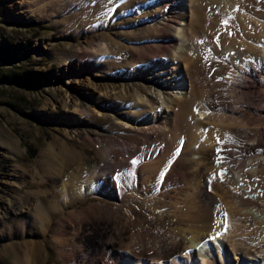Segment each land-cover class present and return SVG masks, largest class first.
Returning a JSON list of instances; mask_svg holds the SVG:
<instances>
[{"label":"bare ground","instance_id":"obj_1","mask_svg":"<svg viewBox=\"0 0 264 264\" xmlns=\"http://www.w3.org/2000/svg\"><path fill=\"white\" fill-rule=\"evenodd\" d=\"M113 1H35L39 6L43 4L44 8L52 7V14H60V21L57 20L55 23L61 22L73 26L76 22L83 20L84 16L86 22L89 20L91 25L96 23L100 25L92 29L93 33L90 38L83 36L73 40L71 47L80 52V65L71 68V70L66 69L61 75L66 79L70 77V79L81 80V84L92 95L98 92L103 94L104 98L99 101L92 99L93 103L91 104L89 99L87 100L83 96L73 97L71 94L66 97L67 99L65 98L62 105L67 108H77L95 119H99L96 111L101 113V119L105 124L103 127H107V129L69 120V117L65 118L64 128L61 129L62 138H54L42 152L43 163L40 167L41 170L39 169L42 173V182L35 184L36 189L19 194L10 202L12 209L10 212L14 214L13 217L16 220L13 221V227L17 229L12 231V237L19 239V246L14 243L10 244V248L15 253L13 264H45L46 260L42 255L44 243L50 245L57 257L66 258L68 261L75 259L73 256L77 254V246L73 245L71 241L76 238L71 235L67 237L68 234H71L68 230L74 228L80 219L89 218L90 213L94 210L92 207L82 211L76 208V204L88 195H103L104 192L110 194L114 187L122 186V181L117 180L113 175L110 179V174L126 169L130 170V175L132 173L141 175H139L141 179L138 188H135L139 192H144L143 189L148 188L155 177L158 178L157 183L160 185L165 174H168V187L169 184L178 185V183L186 182L189 179L194 181L195 176L200 175L203 167L208 170L213 168L192 160L197 168L189 169L187 164L191 163V160L188 163L185 161L186 154L191 152L200 155L205 160L210 157L214 160L217 159L221 166L217 170L215 168V172L217 171L219 174L225 170V178L231 180L236 189L241 190L233 177V172L239 171L237 173H241V176L246 180V187L249 190L253 188L256 194H264V49L261 50V47L253 45V42L259 45L264 44V0H139L144 11L135 9L134 3H137L138 0H120L121 4L119 1L118 3ZM186 3H189L192 16L181 29V44L177 45L176 39L166 32V28L168 21H172L178 26H181V21H186L187 15L180 12V8ZM216 4L224 6L228 11L236 14L233 21L234 24L239 23L238 32H240L241 42L231 41L226 37V29L224 30L222 24L223 21L229 20L226 12H219L220 18L212 16L210 20L208 19L209 8ZM115 6L116 9H114ZM234 6H238L237 10ZM40 8L41 11L44 9ZM240 8L245 12H251L250 17L246 20L244 17L241 19L243 13H239ZM216 9L217 7L214 8L215 12ZM127 12L132 14L125 17ZM146 14L151 18L149 29L147 21L144 22L140 19L145 18ZM156 14L157 17L154 18ZM119 19H122L123 24L129 28L124 35L133 40V42L130 40V43L137 44L128 55L131 59H126L127 57L123 56L125 64L119 59V62H105L104 65H98L99 67L96 68L82 63V60L85 59L82 57H85V54H91L92 50L89 51V47L95 45L93 42L95 39L107 44L108 47L105 51H108V48L113 51L116 44L113 43L112 37L118 32L112 33L111 29ZM229 21L231 22V20ZM82 24L84 23L79 25L82 26ZM74 27L76 28V25ZM145 28L147 29L145 30ZM153 31L159 35L156 39L152 38L155 41L144 42L146 44L141 45L144 43H139L140 38H151V36L147 37V34L151 35ZM204 31L209 38H212V33H216L211 41L213 47L210 52L206 50L207 46L201 42L203 37L200 33ZM208 31H210L209 34ZM220 37L225 44H231L228 49L233 48L237 54H245L251 64L242 61L238 62L237 66L233 65L232 71H235L236 76H240V79L232 80L231 78L232 81L226 79L228 81L226 90L220 92L218 110L213 111L207 106H201L202 97L205 96L200 90L194 89L195 97L189 99L182 79L179 83L181 86L183 85L181 92L174 98L168 95L166 109H158L160 101L158 98L150 96V91L156 89L159 93H164L167 87L158 75L152 74V68L158 66L162 71L161 75L166 76V79L172 74L183 76L178 64L176 67L170 68V62L165 60L162 54L177 49V56H174L173 59L174 61L183 59L193 86V83L197 84L195 80H198L206 69V64L201 58H208L211 65L216 67L213 58L221 57V43L219 44L215 40H219ZM105 51L99 50L102 54ZM117 51L116 56L122 55L118 49ZM252 54L256 56L249 57ZM132 63H135L136 66H133ZM125 67L128 69L123 71ZM225 72L226 70L219 66L216 73L226 77L227 72ZM91 74L96 77L91 79ZM253 76L260 81L250 84L247 79L251 80ZM117 102L121 104L117 106ZM161 103L164 105V102ZM122 105L125 106L124 109L128 110H124ZM55 107L57 106H53L52 112ZM149 110L157 115L152 116ZM143 118L145 119L144 125L133 124ZM118 120L123 121V124H130V129L124 131L125 133L133 132L135 135L124 136V133H115L123 131V128L116 122ZM208 127L214 130H209ZM101 138H105L108 145L93 151V156L84 152L85 147H96ZM71 140L75 144L70 143ZM183 142L184 145L181 148ZM155 144L156 149L152 147ZM194 145H196L195 148ZM143 148H146V156L143 154V157H139ZM159 150L161 151L158 152ZM178 154L181 156L170 171L168 167L170 161L173 162ZM151 155L154 157H149ZM137 159H143L145 162L139 163V165ZM101 164L104 167L98 170V166H102ZM250 168L251 171H248ZM176 176L181 181H178ZM174 177L178 182L173 180ZM46 178L49 180L47 186L43 181ZM128 190L129 186L127 188L125 186L121 189L122 194H126ZM178 190L175 192L177 196L175 194L170 198L177 199L172 202L176 211L178 208H183L182 204L189 198L185 197L186 200H183L179 196ZM158 193L150 195L149 202L154 200L159 202L160 199L157 197L164 195L159 193V196H155ZM223 194V202L232 205L228 220L222 219L221 223H216L217 220H213V217H210L206 212H200L196 206L191 209L187 205L190 208L187 210L189 214L185 216L184 213H179V216H176L180 223L187 219H195V214H198L202 220L205 218L210 237L218 242L216 246L211 242L212 239L203 244V238H196L191 240V244L181 245V250L174 254L172 251H167L168 258L163 257L161 251L159 252L160 257H149L148 260H143V253L137 252V249L132 246V248L129 247L130 254L123 251L109 253L111 250H106L100 256L99 262L102 264H235L236 262L238 264H264V235H258L260 233L258 230L264 233V211L260 215L252 212L257 209L255 208L257 205L262 207L264 198L260 197V202L245 197L243 192L241 195H236L231 191L224 190ZM110 195H114V193ZM178 199L184 202L181 203ZM241 208L243 209L241 210ZM212 220L214 221L213 226L210 224ZM249 227L255 231L254 236L247 231ZM26 234L38 239L26 240L24 239ZM7 236L11 235L7 234ZM220 236H223V240ZM110 242L108 241L109 244H112ZM168 244L162 248L168 250ZM145 250L147 251V249ZM170 254L175 258L170 257Z\"/></svg>","mask_w":264,"mask_h":264},{"label":"rangeland","instance_id":"obj_2","mask_svg":"<svg viewBox=\"0 0 264 264\" xmlns=\"http://www.w3.org/2000/svg\"><path fill=\"white\" fill-rule=\"evenodd\" d=\"M35 1L37 0H0V264H13L15 253L10 248V244L14 243L19 246V239L12 237V231H16L17 229L13 227V221L16 220L13 217L14 214L10 212L12 211L10 202L19 196V194L36 189L37 187L35 184L37 182H42V173L40 171L41 164L43 163L42 152L49 146L54 138H62L61 129L64 128L63 123H65V118L67 119L69 117V120L93 124L104 130L107 129V127H103L105 124L101 119V113L96 111L99 119H95L87 116L77 108H67L62 105L65 98L71 94L73 97L83 96V98H87V100L89 99L91 104L93 103L92 99L99 101L104 98L103 94L98 92L95 95H92L91 92L81 84V80L70 79V77L66 79L61 75L66 69L69 68V70H71V68L80 65V52L71 47L73 40L83 36L90 38L93 33L92 29L97 28L100 25H98V23L91 25L89 20L86 22L84 16L82 17L83 20L85 19L84 21L81 20L76 22L73 26L61 22L55 23L57 20L60 21V14H52V7L46 6V8H44L43 4L39 6ZM118 1L119 4H121L120 0H114L113 2L118 3ZM136 2L137 3H134L135 9H140L142 11L143 6L140 4L141 1L138 0ZM40 7H43L44 9L41 11ZM215 7H217L216 12L214 11ZM237 7L234 6L235 10H237ZM210 8L208 10V13L210 14H208L209 20L212 16L219 17V12H226L228 14L231 22L229 20V22H222L224 30L226 29V37L231 41L236 40L241 42L242 40L239 38L240 32H238L240 29L239 23L237 22L238 24H234L233 21L236 14L232 11H228L224 6H219L217 4ZM114 9H116V6ZM191 11L189 3H186V5L180 8V12L187 15L186 21H181V26L174 24L172 21H168L166 32L176 39L175 41L177 42V45L181 44V29L190 21L192 16ZM239 13H243L240 18L242 19V17H244L245 20L250 17V14H252L251 12L241 10V8ZM129 14L132 13L127 12L125 17L129 16ZM152 15L154 14L152 13ZM156 17L157 14L154 18ZM140 19L144 22L147 21V28L150 27V15L146 14L145 18ZM82 22L84 24H82V26L79 25ZM75 25L76 28L74 27ZM127 27L123 24L122 19H119L118 23H114L111 29L112 33L118 32L117 35H113L112 37L113 43L116 44L113 51L109 48L108 51H105L108 47L107 44L95 39V41H93L95 45L89 47V51L92 50L91 54L86 52L88 54H85L86 56L82 57L85 58L82 60V63L96 68L98 65H104L105 62L114 63L120 59V62L125 64L126 62L123 61V58L127 57L126 59H131L128 55L132 52L131 49L137 45L130 43V40L132 39H128V37L124 35L125 32L129 30ZM147 28H145V30ZM153 32L151 35L147 34V37L151 36V38L141 37L139 43H151L153 39H156V37L159 36L156 31ZM209 33L210 31H208V34ZM215 34L216 33H212L213 36ZM200 35L203 37L201 38V42L207 46L208 49L206 50L210 52L213 47L211 44L213 36L211 35L212 38H209V36L207 37L206 31L201 32ZM221 39L222 38L220 37L219 40H215L219 44L221 43V57L217 58V56L213 59L217 68L220 66L226 70L227 76L224 77L223 75L216 73L217 68L211 65V62L207 60L208 58H201L203 59V63L206 64V69L201 73L198 80H195L197 84L193 83V86L190 77L187 74L186 65L184 64L185 62L183 59H177L175 61L173 59L174 56H177V49L162 54L165 60L170 62V68H174L176 67V64H178L183 76L172 74L166 79V76L163 77L161 75L162 71L158 66L152 68V74H155L156 76L158 75L161 81H163V84L166 85L165 87H167V90L164 93H159L156 89L150 91V96L155 99L158 98L160 101L158 109H166V102L168 101L169 96L171 95V97L174 98L181 92L183 85L181 86L179 83L182 79L184 86L186 87L185 92H187V97L189 99L195 97L194 89H197L198 91L200 90L205 96L202 97L203 102L201 100V106H207L211 110L213 109V111L218 110L221 96L220 92L226 90L228 82L226 79H229L230 81L240 79V76H236L235 71H232L234 68L233 65L237 66V63L242 61L246 64H251L245 54H237L233 48L228 49L231 44H225L223 39ZM145 44L146 43L141 45ZM253 45L261 47V50L264 49V44L259 45L253 42ZM117 49L119 50V53L122 54L120 56L117 55L118 57L115 55L118 53ZM99 50H104L105 52L102 54ZM255 56V54H252V56L249 57L254 58ZM236 59L237 61L235 62ZM132 64L133 66H136L135 63ZM123 69V71H126L128 67ZM9 71L12 74H10L8 78L1 79V77L7 76ZM23 72L28 73V81L25 79L19 80V76ZM90 77L92 79L96 76L91 74ZM252 78L254 80H250V78L247 79L250 84L260 81L254 76ZM161 102H164V105ZM117 104V106H119L121 103L117 102ZM54 105L57 107H55V110L52 112ZM109 105L112 106L110 103ZM124 108L125 106H123V109ZM149 112L152 116L157 115V113L154 114L152 110H149ZM116 122L123 128V131H116L115 133H124V136L135 135L133 132H124L130 129V124H123V121L120 122V120ZM144 123L145 119L143 118L133 124H139L142 126ZM208 129L211 130L213 128L208 127ZM70 143L74 142L71 140ZM156 144L158 145V142H156ZM106 145H108V141L105 138H101L98 140L96 147H85L84 152L86 151L89 155L93 156V151L100 150V148L102 149ZM183 145L184 142L182 143L181 148H183ZM155 146L152 147L156 149L157 146ZM195 147L196 145H194V148ZM143 149L144 150L139 154V157H143V154L146 156V148ZM151 151L154 150L151 149ZM160 151L161 150L158 152ZM156 154L158 155L159 153ZM186 155V161L184 159L185 163H188L191 160V163L187 164L189 169L197 168V165H195L192 160L199 162V164L204 163L213 169L208 170L206 167H203L200 175L195 176L196 179L194 181L189 179L186 180V182L178 183V185L169 184V187L167 185L169 182V180H167L168 174L164 175L160 185L157 183L158 178L155 177L152 184L148 188L143 189L144 192L135 190V188H138V183L141 179L140 174L132 173L130 175V170L128 169L122 172H116L115 174H110V179L114 176L117 180L120 179L122 181V186L113 188L111 193H114V195L105 192L103 195H88L76 204V208L82 211L92 207L94 210L90 213L89 218L80 219L77 224L74 225V228L68 230L71 234H68L67 237H70L71 235L73 238H76L74 241H71L73 245L76 244L77 246V254L73 256L75 259L68 261L66 258L57 257L50 245L44 243L42 245V255L46 260L45 264H102V262H99V259L106 250H111L109 253L123 251L130 254L129 252L131 250L129 247L132 248V246L137 249V252L141 251L143 253V260H148L149 257H160L159 252L161 251L163 252L162 256L168 258L167 251H172L174 254V252L176 253L181 250V245L190 243L192 239L203 238V244L212 239L209 230H207V222H205V218L202 220L198 214H195V219L190 220L186 218L187 220L180 223L179 218L176 216H179V213H184V215L187 216L189 214L187 210L190 209L187 206L191 207V209L196 206L197 210L204 213L206 212L210 217H213V220H217L216 223H221L222 219L228 220V218H230L232 207L230 203L223 202L224 190L228 192L231 191L236 195H241L243 192L245 197L260 202V197L264 198V194H256L255 189L250 188L249 190L246 187V180L241 176V173H237L239 171H234L233 177L235 178V181L238 182L241 190L236 189L233 182L226 179L224 175L221 178V172L225 173V170H222L219 174L217 171L215 172V168L217 170L221 166L217 159L214 160V158L210 157L205 160L201 158L200 155L191 152ZM180 156L181 154H178L173 162L170 161V165L168 166L170 171L173 169L175 162ZM149 157L154 156L151 155ZM137 162V164H141L145 161L139 159ZM102 167L104 166H98V170L102 169ZM248 171H251V168ZM23 174L24 176H22ZM176 177L178 178V181H181L178 176ZM173 180L178 182L175 180V177ZM43 181L47 186L49 181L48 178ZM220 184H222V186H219ZM125 186L126 188L129 186V190L123 195L121 189ZM177 190L179 196L183 200L189 198L184 204H182L183 208H178L176 211L172 202L177 201V199L170 198L176 194L175 192ZM158 192L164 196L160 197ZM155 193H158L155 196H159L157 199H160V201L157 202V200H154L149 202V196ZM178 200L181 203L184 202L181 199ZM262 204V207L257 205L255 207L257 209L252 212L259 215L262 214V211H264V202H262ZM229 206L230 208H228ZM242 209L243 208H241V210ZM213 220L210 222L211 226L214 224ZM247 229H249L247 230L249 233H252V236L256 234L254 230L252 231V228L249 227ZM258 232H260L258 235H264L262 231L258 230ZM7 234L11 236H7ZM220 237L221 240H223V236ZM24 239L37 240L38 238L26 234L24 235ZM108 241H111L110 243L112 244H109ZM211 242L215 246L216 243L218 244V242H215L213 239ZM167 244L170 246V249L173 248L175 250H170L169 246L167 247L168 250L162 248ZM145 249H147V251ZM170 257H172L171 254ZM235 264L238 263L236 262Z\"/></svg>","mask_w":264,"mask_h":264},{"label":"trees","instance_id":"obj_3","mask_svg":"<svg viewBox=\"0 0 264 264\" xmlns=\"http://www.w3.org/2000/svg\"><path fill=\"white\" fill-rule=\"evenodd\" d=\"M10 74H12V73L9 71V72L7 73V76H5V77L3 76V77H1V79H3V78H8ZM23 74H25V75H23ZM27 74H28V73H24V72L21 73L20 76H19V77H20L19 80H23V79L27 80V78L29 77ZM29 79H30V78H29ZM27 81H28V80H27ZM21 82H23V81H21ZM23 83H24V82H23Z\"/></svg>","mask_w":264,"mask_h":264},{"label":"snow or ice","instance_id":"obj_4","mask_svg":"<svg viewBox=\"0 0 264 264\" xmlns=\"http://www.w3.org/2000/svg\"><path fill=\"white\" fill-rule=\"evenodd\" d=\"M223 175H224V173H223V172H221V178L223 177Z\"/></svg>","mask_w":264,"mask_h":264}]
</instances>
